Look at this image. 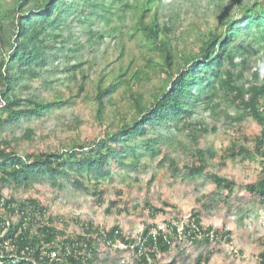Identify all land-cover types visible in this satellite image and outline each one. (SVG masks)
Returning a JSON list of instances; mask_svg holds the SVG:
<instances>
[{"label": "trees", "instance_id": "16d2710c", "mask_svg": "<svg viewBox=\"0 0 264 264\" xmlns=\"http://www.w3.org/2000/svg\"><path fill=\"white\" fill-rule=\"evenodd\" d=\"M233 1L239 6L235 14L230 9L222 12L216 16L213 31L198 33L191 26L175 28L182 18L176 9L183 5L182 0L175 1V5L172 0H0V233L7 220L5 238H14L19 249L30 248L20 264H49L40 251L45 244L62 253L59 264H96L102 246L127 252L138 264H160V255L171 251L184 237L193 243L223 247L232 239V231L226 224L205 226L203 210L191 211L185 220L178 215L164 217L168 202L158 207L147 200L150 220L134 234L120 224L107 226L80 216L54 213L53 204L46 205L29 192L45 182L60 189L72 183L93 194L96 205L108 201L106 212L119 217L141 207L131 208L122 191H118V198L108 200L104 181L111 179L114 168L127 166L141 173L148 164H143L144 159L151 161L163 155L161 161L183 176L208 178L218 192H227L228 201L238 181L209 170L218 153L202 140L216 128L210 127L199 108L211 114L225 105L241 118L255 121L254 137H247L246 144L234 142L227 147L219 165L226 166L229 157L258 159L262 172L247 182L244 196L255 207L264 206V68L263 58L258 56L264 51V0H253L245 6L242 0ZM169 5L175 12L164 11L171 8ZM129 19L135 30L129 37L136 38L142 49L155 46L159 57L147 49L143 53L145 69L127 65L122 75L114 72L108 79L99 78L95 92L98 133L59 140L57 149L24 147L25 142H35L38 119L73 103L72 97L65 98L59 90L51 89L49 78L58 70L51 60L60 56H55L56 52L67 49L69 43L79 51L82 43L77 28L86 24L94 28L90 39L113 36L121 40L128 34L125 30L131 28L127 25ZM117 31L121 34L116 35ZM243 37L244 43L240 42ZM183 40L187 45L184 49ZM255 46L259 47L254 50ZM251 59L257 62L250 63ZM178 60L184 68L176 76L166 73L169 81L165 80L160 67L167 66L171 71ZM71 65L64 70L71 71L81 64L74 61ZM151 72L163 78L162 86L153 84ZM145 85L149 92L148 87L142 92L136 89ZM84 86L79 85L80 92ZM123 86L126 90L121 101L113 102ZM41 88H50L49 93L39 94ZM109 102L112 112L121 117L117 124L112 121L104 125ZM21 123L26 126L20 131ZM183 136L193 144H188L193 158L180 165L163 146ZM49 137L42 135L44 141ZM9 187L13 190L10 195L6 191ZM159 215L163 216L161 220H157ZM181 222H186L182 231L178 229ZM162 224L165 228L161 229ZM262 246L256 264H264V238ZM214 252L201 254L196 264L209 262Z\"/></svg>", "mask_w": 264, "mask_h": 264}, {"label": "rangeland", "instance_id": "374dc122", "mask_svg": "<svg viewBox=\"0 0 264 264\" xmlns=\"http://www.w3.org/2000/svg\"><path fill=\"white\" fill-rule=\"evenodd\" d=\"M175 1L172 0L175 5ZM253 0H242L243 6L252 3ZM182 4L177 6L179 14L182 16L177 21L175 28L178 26H191L198 33H210L217 27V17L226 10H232V14L238 11L237 3L233 0H182ZM219 6L215 9L214 7ZM227 6V7H225ZM164 11L169 12L172 6L169 5ZM188 9L189 12L184 10ZM187 11V10H186ZM175 12V10H173ZM217 16V17H216ZM136 21V17L133 18ZM213 26H210V23ZM128 27L121 40L108 36L102 40L96 41L90 39L92 35L90 31L93 29L90 24L81 25L77 28V35L82 43L79 51H74L75 46L69 43L65 50H59L51 60L58 67L55 76L50 77L51 89L59 90L65 98L72 97V105L64 106L56 111L47 113L42 119H38L35 123L37 132L35 134V142H25V146L41 147L48 149L59 148V140H69L72 137H81L86 135H95L98 133L97 122V105L95 92L97 91V83L101 76L107 79L117 72L122 75L124 69L127 68H143L145 69V61L143 53L145 50L152 49L157 57L155 46L147 49L139 46L136 38H130L135 30L132 28L131 19L127 22ZM175 33V31H174ZM118 31L116 35H120ZM186 38V37H185ZM182 37L181 39H185ZM77 40V38L75 39ZM74 41V40H73ZM245 37L240 42L244 43ZM189 43V42H188ZM181 47L184 49L187 45L183 40ZM190 46H192L190 44ZM259 46H255L256 50ZM161 56V55H160ZM263 58L264 68V51L260 52ZM72 57V58H71ZM75 57V58H74ZM73 61H70L72 59ZM255 59H257L255 57ZM166 61V58H164ZM79 62L81 65L71 68V71H65L67 67H72V63ZM252 62L257 60L251 59ZM169 63V62H168ZM167 65V62H166ZM183 65V62H182ZM174 69L169 70L168 67H160V73L163 74L165 80L168 76L179 73V67L174 63ZM85 71V78L83 72ZM150 72V70H147ZM76 75L74 77L73 75ZM151 74L153 84L164 83L161 76ZM113 79V78H112ZM54 80V81H53ZM85 84L84 89L80 92L79 85ZM106 82L104 85H107ZM150 84L149 86H152ZM120 90L114 95L113 102H120L123 91ZM148 86L136 89L140 92L144 91ZM149 88V87H148ZM50 88H41L39 94L47 92ZM148 92L150 91L147 90ZM45 94V93H44ZM90 95L89 98L86 96ZM111 102L107 103V109L104 112V125L114 121L119 122L121 115L112 112ZM126 110V107H125ZM199 112L206 119L208 124L216 129L204 135L202 144L209 146L218 153L216 159L209 164V170L219 171L222 174L235 178L238 183L235 190L229 194L226 201L227 192H218L213 183L205 176L190 177L183 176L182 172H177L166 162H162L163 155H159L155 160H143V164H147L145 171L137 173L136 170L120 166L113 169L111 179L104 181V187L107 188L106 197L108 200L118 198V191H122L124 197L128 199L129 206L140 205V209L123 212L119 217L115 214L109 215L106 212L109 202L102 206L94 203V196L87 190L77 187L72 183H66L64 188L52 186L50 182H45L32 187L29 192L36 194L39 200L44 204H53L54 213H62L67 216H80L87 220H93L107 226L120 224L125 231L138 233L143 230L144 223L150 220L149 210L146 207V201L155 203L158 207L163 205L164 201L168 202L164 217L183 216L184 220L191 211H202L205 226H220L226 224L227 229L233 233L231 240L226 241L224 246L219 248L216 244H208L205 242L193 243L188 237H184L180 244L174 245L171 251L162 253L159 258L160 264H196L198 257L205 253L208 254L212 250L215 252L209 262L202 264H256V255L263 249L262 239L264 238V206L255 207V204L249 202L248 196H244L245 185L248 181L257 178L262 172V167L257 160L242 161L240 157H229L226 166H220V156L224 155L227 147L234 142L238 145L246 144L247 137L252 139L257 132V125L252 119L241 118L233 108L222 105L217 109L216 113L208 114L203 108H199ZM26 123L20 124V131L23 130ZM50 135L44 141L42 135ZM177 142L163 146L164 151L171 157L176 158L180 165L185 164L193 158V151L189 149L188 144L193 146L186 137L176 139ZM179 142H183L182 144ZM252 143V142H251ZM195 146V145H194ZM30 148V147H29ZM138 177V178H135ZM40 187V188H39ZM39 188V189H38ZM38 189V190H37ZM7 194L13 193L9 187L6 189ZM206 203V208L203 207ZM162 215V214H161ZM159 215L157 220H161L163 216ZM96 264H138L137 261L129 254L115 250L109 246H102L100 255Z\"/></svg>", "mask_w": 264, "mask_h": 264}, {"label": "built area", "instance_id": "2783aa9c", "mask_svg": "<svg viewBox=\"0 0 264 264\" xmlns=\"http://www.w3.org/2000/svg\"><path fill=\"white\" fill-rule=\"evenodd\" d=\"M6 221L2 223L4 229L0 233V264H20L27 256L30 248L19 249V245L14 241V238H5L8 233L7 224L9 223ZM182 222L178 228L180 231L184 229L186 223ZM160 228H165V226L162 224ZM40 251L43 257L48 259L49 264H59L63 260L62 253L59 250L51 249L47 244L40 247Z\"/></svg>", "mask_w": 264, "mask_h": 264}, {"label": "bare ground", "instance_id": "6f19581e", "mask_svg": "<svg viewBox=\"0 0 264 264\" xmlns=\"http://www.w3.org/2000/svg\"><path fill=\"white\" fill-rule=\"evenodd\" d=\"M210 26H213L212 22H209ZM176 65L179 67L180 71L184 68L181 61H176Z\"/></svg>", "mask_w": 264, "mask_h": 264}]
</instances>
